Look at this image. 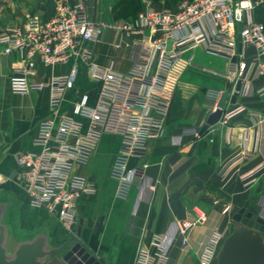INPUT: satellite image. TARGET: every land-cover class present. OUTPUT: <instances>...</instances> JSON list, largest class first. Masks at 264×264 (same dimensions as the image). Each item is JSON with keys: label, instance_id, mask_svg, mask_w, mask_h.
<instances>
[{"label": "crops", "instance_id": "crops-1", "mask_svg": "<svg viewBox=\"0 0 264 264\" xmlns=\"http://www.w3.org/2000/svg\"><path fill=\"white\" fill-rule=\"evenodd\" d=\"M48 1L51 8L55 7L56 0H0V31L22 23L25 14L46 18ZM68 1L74 4L80 0ZM99 2H85L92 20L108 24L122 20L110 7L111 20L101 19L99 13L104 12L97 10ZM118 34L105 28L93 45V59L124 71L130 67L132 56L127 45L115 46ZM241 50L248 68L241 79L234 80L226 76L227 61L203 46L183 53L170 73V107L162 134L149 143L145 176L135 179L126 199L116 197V181L110 174L119 135L103 133L89 162L74 167L95 187L78 202L79 240L102 264H135L139 244L148 243L151 234L165 236L167 264H196L210 234L219 230L226 235L233 214L246 202L254 199L260 212L259 200L264 195V78L255 70V50L250 46H241ZM15 64L16 54L0 53V199L13 201L11 222L18 235H29L48 225L54 243H63L68 233L56 215L31 205L13 177L18 168L15 155L40 149L34 141L38 122L51 116L47 89L25 95L10 92L7 76ZM70 65L52 69L39 63V78L52 71L66 73ZM99 87L100 83L90 77L87 64L79 62L75 85L66 91L61 111L69 110L82 93L88 95V104L94 105ZM225 90L229 93L224 110L238 106L243 110L203 128L210 113L204 104L206 93L215 91L221 96ZM234 93L235 101L231 102ZM243 153L246 156L237 162ZM139 163L135 158L128 161L129 166ZM198 209L207 219L189 229L188 244L183 245L177 222L193 218Z\"/></svg>", "mask_w": 264, "mask_h": 264}, {"label": "built area", "instance_id": "built-area-1", "mask_svg": "<svg viewBox=\"0 0 264 264\" xmlns=\"http://www.w3.org/2000/svg\"><path fill=\"white\" fill-rule=\"evenodd\" d=\"M86 1L56 0L49 17L25 14L22 23L0 31V53L17 55V64L7 76L10 92L25 95L47 89L51 110V116L38 122L34 141L40 149L15 155L18 168L13 177L31 205L56 215L64 230L73 235L79 224V199L95 190L91 180L74 167L89 162L103 133L119 135L110 174L116 181V197L129 196L135 179L145 176L149 143L162 134L170 107V73L183 53L203 46L227 61L226 76L241 79L248 64L238 50L239 38L242 47L255 50V70L264 78V26L254 18L253 0H182L173 9L145 1L134 17L111 24L92 20ZM105 28L119 33L117 48H130L132 63L127 70L93 59V45ZM79 62L86 63L90 77L100 83L96 102L89 105L88 95L82 93L69 110L61 111L66 91L75 85ZM39 63L52 69L71 65L66 73L52 71L40 79ZM219 97V92L206 93L204 104L210 112L216 110ZM242 110V106L223 108L221 118L229 119ZM192 133L198 136L197 131ZM245 156L240 154L236 161ZM130 158L140 163L129 166ZM259 204L262 215L264 195ZM194 213L193 218L177 222L183 245L188 244L189 229L207 219L199 209ZM224 236L222 231H213L196 264H212ZM135 264H167L165 236L151 234L148 243L141 242Z\"/></svg>", "mask_w": 264, "mask_h": 264}, {"label": "water", "instance_id": "water-1", "mask_svg": "<svg viewBox=\"0 0 264 264\" xmlns=\"http://www.w3.org/2000/svg\"><path fill=\"white\" fill-rule=\"evenodd\" d=\"M239 86L238 80L236 91ZM228 93H221L216 110L209 113L203 128L219 121ZM235 97L236 93L231 102ZM13 205L10 199H0V264H102L77 241L80 220L75 235L69 233L63 243H54L48 225L21 236L11 222ZM212 264H264V219L254 204L246 202L233 214L230 231L223 237Z\"/></svg>", "mask_w": 264, "mask_h": 264}, {"label": "rangeland", "instance_id": "rangeland-1", "mask_svg": "<svg viewBox=\"0 0 264 264\" xmlns=\"http://www.w3.org/2000/svg\"><path fill=\"white\" fill-rule=\"evenodd\" d=\"M100 2L96 4L97 10L104 12V14L99 13V17L105 21H110L111 11L115 13L116 18L120 16L123 20L130 19L142 8L143 2L148 1L152 5H158L165 8L172 9L176 4L182 0H99ZM256 6V14L254 16L255 20L264 26V0H253ZM254 6V7H255ZM110 7V9H108ZM110 15V16H109ZM257 16V17H256Z\"/></svg>", "mask_w": 264, "mask_h": 264}, {"label": "trees", "instance_id": "trees-1", "mask_svg": "<svg viewBox=\"0 0 264 264\" xmlns=\"http://www.w3.org/2000/svg\"><path fill=\"white\" fill-rule=\"evenodd\" d=\"M51 1H48V5H49V3H50ZM51 5V4H50ZM50 5H49V8H48V13H47V15L45 16L46 18L47 17H49L50 15H51V13L53 12V10H54V6L51 8L50 7ZM173 9V8H172ZM256 6L254 7V16H255V14H256ZM257 17V16H256ZM249 204H254V199H250L249 201Z\"/></svg>", "mask_w": 264, "mask_h": 264}]
</instances>
